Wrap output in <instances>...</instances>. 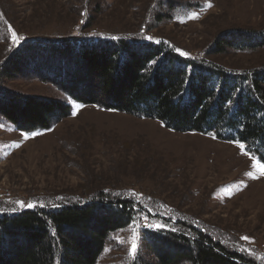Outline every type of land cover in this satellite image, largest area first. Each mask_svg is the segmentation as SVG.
<instances>
[{
  "label": "rangeland",
  "instance_id": "374dc122",
  "mask_svg": "<svg viewBox=\"0 0 264 264\" xmlns=\"http://www.w3.org/2000/svg\"><path fill=\"white\" fill-rule=\"evenodd\" d=\"M193 13L198 18H189ZM263 31L264 0H0V94L70 107L49 128L30 132L0 115V213L28 208L19 201L48 208L103 192L133 199L138 213L130 225L107 235L95 264L152 260L144 236L156 229L147 224L188 237L199 230L253 264H264V162L252 149L83 105L62 88L78 93L86 81L69 85L22 65L13 75L2 73L4 62L27 42L76 37L161 41L245 77L264 68V43L243 40L253 41ZM228 33L235 35L232 43L214 51ZM82 74L77 68L69 76L82 79ZM133 228L140 236L134 256L129 254ZM245 236L249 239H241Z\"/></svg>",
  "mask_w": 264,
  "mask_h": 264
},
{
  "label": "trees",
  "instance_id": "16d2710c",
  "mask_svg": "<svg viewBox=\"0 0 264 264\" xmlns=\"http://www.w3.org/2000/svg\"><path fill=\"white\" fill-rule=\"evenodd\" d=\"M234 36L217 40L214 51L232 43ZM243 42L263 44L264 31ZM152 60L158 61L154 67ZM3 65L2 73L10 75L22 65L69 85L86 81L78 93L62 88L83 105L154 119L176 132L243 143L264 162V68L233 76L161 41L76 37L27 42ZM77 68L82 79L69 76ZM69 113L62 102L0 94V115L25 132L49 128ZM137 213L133 199L103 192L80 203L0 213V264H95L107 235L130 225ZM191 235L147 230L144 245L152 260L144 264H253L199 230Z\"/></svg>",
  "mask_w": 264,
  "mask_h": 264
},
{
  "label": "snow or ice",
  "instance_id": "6c2138e0",
  "mask_svg": "<svg viewBox=\"0 0 264 264\" xmlns=\"http://www.w3.org/2000/svg\"><path fill=\"white\" fill-rule=\"evenodd\" d=\"M207 7H211V4L209 3L207 5ZM189 18L195 19V18H198V15L196 13H193V14H191V16ZM13 35H15V33H13ZM22 39H23V37H19L15 42L18 44L20 42V40H22ZM113 39H116V37H113ZM145 39L151 41L153 38L152 37H145ZM155 42L159 43V41H155ZM176 51L178 53H180L181 55H183V56H187L188 55V53L182 52L178 48L176 49ZM157 63H158L157 60H152L150 62V65L152 67H154ZM76 107L79 108V107H81V105L77 104ZM73 115H75V112L73 113ZM33 135H35V133ZM237 143H239V142H237ZM239 147L243 150L245 148V145L243 143H239ZM246 174L251 176V173H246ZM18 203L21 205V207H28V208L34 207L33 204H30V203L26 204L23 201H19ZM13 211H15V209H13ZM146 226L149 227V228H152V229H156V230H162L165 227L164 225H160V224H147ZM139 239H140L139 234L136 232V229L133 228V236L131 238V248L129 249V254L130 255H133V256L135 255V253L137 251ZM241 239L248 240L249 237L245 236V237H241Z\"/></svg>",
  "mask_w": 264,
  "mask_h": 264
},
{
  "label": "bare ground",
  "instance_id": "6f19581e",
  "mask_svg": "<svg viewBox=\"0 0 264 264\" xmlns=\"http://www.w3.org/2000/svg\"><path fill=\"white\" fill-rule=\"evenodd\" d=\"M187 177V176H186Z\"/></svg>",
  "mask_w": 264,
  "mask_h": 264
}]
</instances>
